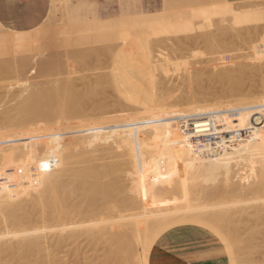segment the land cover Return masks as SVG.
Returning <instances> with one entry per match:
<instances>
[{
  "label": "bare ground",
  "instance_id": "bare-ground-1",
  "mask_svg": "<svg viewBox=\"0 0 264 264\" xmlns=\"http://www.w3.org/2000/svg\"><path fill=\"white\" fill-rule=\"evenodd\" d=\"M177 1L180 2V0ZM61 2H62L61 5H64L63 0ZM166 2L167 4L169 3V1ZM249 9H251V7L249 8L247 7L248 11ZM231 11L222 12V13L208 12L201 15H195L192 17H189L187 14L183 13L182 15H180L183 17H180L178 15L179 18H177L178 17L177 16L176 19H174V16L173 17L170 16L169 18L168 16H166L165 18L164 16L162 17L148 16L140 19H128V17H125L127 19L125 20L116 19L114 21H111L112 19L107 21L108 19H106V21H96L95 24L91 26H77V27L69 28L66 31L65 30L62 31L66 32L67 35L69 33L70 38L73 32H74L73 34L77 32L76 33L77 35L76 34L75 35L78 36L79 34H81L82 35L81 38L82 39L84 38L83 42L85 39H87V44H88L89 43L88 41L91 40L93 41L94 44L93 46L95 47L97 44H99L101 48L102 46L100 45V43L105 42L104 45L106 48L105 49L106 51H104L106 52L105 55H107V57H110L111 60H113V62L115 61L116 63L117 62L119 63L122 59V55L125 54L124 52H127L126 50L127 48L129 51L131 48H133L134 45H136L137 43L139 44L141 40H136L137 38L141 39L143 37L144 40V37H148V35L145 34L147 29L155 28L157 29V32H159V34L152 38L148 37L145 40V42L147 40L150 41V43L146 44L145 46H143L145 43L142 45L146 53L145 51L144 53H142L141 50H138L139 52L135 51L136 53L141 52V54L139 55L140 56L142 55L144 57L147 55L152 57H158V56L160 57L162 55L164 56V54L166 53L164 52L163 43L165 45H169L168 41H172L170 40L172 38L174 40L173 42H175L176 41L175 39L178 40L179 38L180 40L181 37H184L183 39H181V41H183V44H185L184 42L186 41L190 43L189 39L195 42L197 38H203L205 40L204 42L205 43L207 42V44L210 45V46L207 45V47H210L208 49L216 50L221 47L225 48L223 46H226L228 43L224 41V37L222 36L217 37L215 34L211 32V30L208 31L207 28L210 29V27L213 25L218 29L223 30L224 36L232 37V42L235 41V43L237 41L238 43H240V41L241 42L244 41L241 44L245 43L246 40L245 38H247L245 36L247 34L245 32L243 33L241 29H244V31L249 30L247 33H249V35L253 33V35L251 36H255L256 34H259L256 33V29H254L255 26H257L258 22L249 23L250 13L252 15L253 20H255V13L253 9H251V11L247 13L245 12V14H243L244 13L243 11H241L243 13L241 12L239 13L238 12L239 10L236 12H231ZM60 12L62 11L60 10ZM237 12L239 13V19L235 15ZM185 16L186 17L188 16L189 21H185L187 20ZM213 18L216 19L214 20ZM192 21H194L193 23L197 25V29L191 27ZM253 24H255V26ZM203 28H206L208 32L207 33L206 31L202 32L203 34L201 33V37H199L200 35L192 36L195 35V33L198 30L199 31L201 29L204 30ZM236 28H241L239 29L238 33L241 32L240 34L243 33L244 36H242L243 34L242 35L236 34L237 32L234 31ZM252 29H254L255 31ZM260 29L262 30L263 33L264 29L263 28ZM260 29L257 31H260ZM129 31L130 32L135 31V33L138 31L140 33H138V35H136L134 38L133 37L130 38L129 36H127ZM163 32H166L167 34L165 35L161 34ZM42 33L44 35V32ZM47 34L48 33L46 32V36L44 37L45 39L44 40L42 39L43 41L41 42L38 41L41 39L39 35L38 38L36 35H33L32 33L30 34V32L11 33L8 35L0 36V52L3 54H5L6 52H8L6 54H9L10 52L21 53L18 52L19 51L18 48L21 47L22 45H33L32 47H35L34 49H39V48L44 49V47L45 48L48 47L49 43L51 44V42H49L50 40L47 39ZM40 35L42 34L40 33ZM54 35L56 36L55 33ZM249 35L247 39L249 40L250 44H252L251 42L257 36L250 37ZM74 36H72V39ZM78 37H75L74 40ZM185 37L189 39H186ZM64 38L65 37L63 36V39ZM81 38L80 40H78L80 42H76V40L74 41L78 43L80 47L82 43ZM159 38L160 39L162 38L161 40L165 39V41L160 40L159 42L158 40ZM184 39H186V41ZM154 40L156 42H153ZM107 41L112 42L114 45L113 46L114 48L110 47V49H112L113 51L112 53L108 52L109 47L106 45ZM178 41L175 42L174 44L175 47L172 46L171 44L170 47L172 46V49H176L178 47H179L178 49L180 48L182 49L187 44L186 43L185 45H183L180 42L181 44L179 43L178 45L177 44ZM142 42L143 41H141L140 44H142ZM194 42H192V44H194ZM246 42L248 41L246 40ZM64 46L66 45L64 44L62 47ZM71 46H72L71 50L76 49L73 48L74 44L73 45L71 44ZM115 46H120L121 49L124 50V52H121L122 50L120 49V47H119L120 50L117 51L118 48ZM129 46L132 47H130L129 49ZM5 47L6 48L9 47L10 49L9 48L6 49ZM86 47H84L83 49H85ZM91 47L92 45L90 46V48ZM124 47H126V49H124ZM31 50L33 49L31 48ZM42 50L39 53H43ZM97 51H95V53ZM100 52L101 51H99V53ZM129 52H127L126 54L131 55L130 53L132 52L130 53ZM74 53L77 55L76 52ZM82 53L86 55V53L84 52ZM97 53L95 55L96 56L95 58H97L99 54ZM83 54L80 53V56L82 55L85 58V55ZM256 54L258 55V53ZM88 55L89 52L87 53L86 56ZM91 55L94 56V54L93 53L90 54V57L92 59ZM223 56L214 57L212 59L213 64L215 65V67L213 66L214 70L211 71L212 73L210 72V77L209 75H206V77L209 78L208 81L209 83L210 81L212 83H214L215 81H221V83L218 82L220 84H223L224 82L226 83L223 84L222 86L226 87L224 85H227L228 89H224V91L226 90L228 91L226 93L224 92L223 96H226L232 102V105L230 106L231 108L225 110L224 111L225 113L223 112L224 115L220 116L219 119H217L218 117L216 118L217 122L213 119V122L216 124V126L214 125L216 127V128L214 127L215 130L214 129L210 130L209 128H207L208 126L207 127L203 126V125H207L208 122L212 121V120L209 121L207 115L192 109V106L198 103V98H197L198 94H203V95L208 94L207 92H205L206 90L203 91L204 84L202 81L204 80L203 78H205L203 77L204 73L202 74L201 70H199L200 68L197 67V65H195L196 63H194L191 66L192 68L191 67L187 68L186 66L190 62L189 63L185 62L184 69H182L184 73L182 74H181L182 71L179 73L177 70L174 71L173 68H169L165 66L153 70L143 69V68L124 69L122 67L123 69L119 70L120 69L119 68L117 69V71H113L114 73L108 74L102 78L98 77L99 81L98 83L96 82V86H94V88L91 87L92 89H94L95 93L90 88L91 92L85 91L83 92L84 94L82 96L77 93H74L71 84H68L67 85L68 87H59V89L57 88L56 91H58L59 93L61 92L60 94L63 95L61 96L62 102L60 104L59 110L55 109L56 106H54V104H52V102L47 98L48 92L50 91L49 87H42L39 90L30 93L27 97L20 98L19 101L17 100L18 93L15 92L10 94V97H12L16 103L13 100H7L2 98L1 97L2 94H0V123H5L6 125H8V127L10 125L19 127L20 129L21 128L33 129L35 127H40V126L52 127L54 125L63 126L60 127L61 129L58 128V130L52 129V131L51 130L47 132L44 131L43 132L44 134L42 133L41 129L40 130L38 129L35 132L33 131L34 134L42 133V135L40 136L45 137L44 139L36 138L33 143L31 141V143L27 142L26 144L25 143L26 139L24 141V138L26 137H24L23 135L22 136L24 138L20 135H17L10 140V141L14 140L15 142H7L0 138V156L2 157L1 161L3 160L2 162L6 164L3 165L4 167H2L0 170L1 171L5 170L4 168H6V166L8 168L9 167L12 168V166L9 165H14L13 167L16 166L17 169L16 168L15 169L18 172V174L16 175H15L16 172H14V176H12L11 174L10 177H8L4 183L3 181L2 183L0 182V224L7 223L17 228L16 232L12 233L9 236L12 237L19 236L20 242L17 245H19L20 247L19 246L18 247L22 249V251H19L18 248L17 251L16 250L17 245L5 239L6 238L5 236H0V247H2V249L0 248V264H7L15 260L17 262L20 261L18 262L19 264L21 263V261L26 262L25 260H28L27 261L28 264L29 261H32L31 260L32 256L34 257L35 253L39 251L38 254L36 255H39L41 257L40 250L43 249L42 251L45 252L46 250L44 251V248L45 247H46L45 249L48 248L47 247L48 242L46 241V239L49 237L43 238L42 236L40 238V236H38L39 234L37 235V233L33 231L35 235H32V231L27 230L25 228L24 220L20 217L19 214L21 204L25 200H28L27 202L30 201V203L39 206L38 209L40 208L39 211L41 213L39 216V220H45L46 217L47 218L51 217L57 222L58 227H59L58 223L60 224L61 229H64L65 227L64 225L66 223H72L73 221H78L81 223L87 222V224L82 228L69 230L70 232L65 231L68 233L59 234L61 236L58 235L59 236L58 240H56V237H53L54 240H56L58 243L57 247L60 246V243L61 245L62 243H65L66 246V243H70V242L72 243L78 241L79 238L84 235L85 238L83 237V240L87 241V243L85 242V244L89 243L90 246L87 245L89 247H91V245L95 247L96 243L99 245V243L101 244L102 241H106V243L109 242L108 245L110 247H108L109 248L108 254L110 253L111 257L113 256V258L115 257L113 254L116 253V255H118L119 251L121 250L130 251V249L132 248L131 250L134 251L133 259L136 258L134 259L135 264L137 259H142L145 262V264H148V257L150 250L154 242L163 233L167 232L168 229L175 227L177 225L190 223L194 226L198 225L204 227L208 232H210L213 236H215V238L218 239V241L222 243L228 257V264H238V262L240 261L237 259L238 255L235 251L237 249L233 247L235 245L232 246L231 244L232 239L230 238H232V235L235 236L238 233V231H240L238 233L240 236L238 234L237 235L242 239V235L245 234V232L242 231H245V228L244 230L242 229L241 231L240 228L238 230V226L244 223L245 226L247 225L246 228H248L249 223L247 222H249V220H251V222H253L255 226H258V224L259 225L264 224V207H263L264 205H259L257 203H254L255 205L257 204V206L252 207L253 206L252 203L250 204L251 207L249 206L247 207L249 208L247 211V208L244 207V204L243 205L239 204L243 202V203H248L247 205H249V201L246 200L248 196L246 195H249L250 191L252 193L254 192L255 194L257 192H258L257 194H260L259 190L262 191L264 190V141L263 142L257 141L260 144V146L259 144L258 145L256 144L257 146H259L258 147L259 150L257 149L259 152L253 149L257 153L251 149V147L255 148L257 146L251 144L253 143V141L252 142L248 141L249 139L252 138L254 139L257 136H258L257 138L259 139L260 135L264 137L262 135L264 134V132L262 131V129H264V108L260 107L259 109H256L255 111L251 112L249 116H245V119L246 117L247 118L249 117L248 120H246L247 126L238 129V130H242L248 128L251 130L245 132L244 134L233 133L234 131H236V129L233 126L239 125L240 121L238 116L242 114L238 112V106L240 105L237 104L235 100H237L241 95V91H242L241 88L243 84H241L242 81L240 80V77L242 74L241 72H243L242 66H245L244 68H246L247 65L245 64L247 62L246 63L244 62V65H242L243 62H241L242 66L239 64L238 68H236L237 70L233 71L234 70L233 67H230L233 66L230 65L233 64L231 63L232 62L231 60L233 59L226 61L225 57ZM90 57L88 56L89 59ZM84 58L82 57L83 60ZM231 58H235V57H231ZM261 58L262 61L264 56H261ZM2 59L0 58V60ZM74 60L76 61V59ZM245 60L246 59L244 58V61ZM261 61L259 63H261ZM53 64L54 62H51L49 66H52ZM45 65L47 64H44L43 66ZM235 65L237 66V64H234V67ZM247 70L248 72L246 73H249L251 71L248 68ZM251 72L253 73V71ZM249 74L243 73L245 77L247 75L249 76ZM172 76L174 78L181 79V80L179 79V81H181L183 87L180 92L175 93L171 91V85L173 80L171 79ZM104 84L109 85L119 95L118 99L116 100L114 110L120 115L131 116V117L137 116L138 118L116 121L105 124H94V125L80 124L79 126L77 125L78 127L76 126V128H72L74 126V125L72 126V124L82 122L83 117H85L86 110H85V104L82 101L83 99L84 102H86L85 101L86 98L90 100L94 97V99L91 100L93 102L88 100L87 104L90 103L93 106V108L97 111L105 112V107L103 103L95 99V96L99 92H101V89ZM60 89L62 91H60ZM176 106H180L182 108L187 107L188 109L182 112L181 111L170 112L171 109L177 108ZM10 111L11 113L14 111V115L13 114L11 115ZM160 111H164L166 113L163 112V114H161L162 112ZM154 112L156 113L160 112V114L157 113L155 115ZM189 112L191 113L187 115ZM230 112L237 113V116L235 117L229 116L228 114ZM152 113L154 115H152L150 118L148 117L147 119H145L141 117L143 115L152 114ZM204 117H206L208 120L206 119L204 120L203 119ZM225 117L231 120V124L229 123L221 124V120H224ZM189 120H194L193 128H187V123ZM204 121L205 122L207 121V124L206 123L204 124L203 123ZM214 123H210L209 126H213ZM67 125L70 126L67 127ZM118 125L119 127H117ZM218 126H220V128H218ZM203 127H206V129H203ZM209 130L213 131V133H211ZM148 133H150V135H148ZM208 135H214L215 139L211 141L212 140L211 138L208 139L206 137H203ZM150 136H155L159 138V147L160 146L163 147L162 150L164 148H167L165 152H167L168 149H170V151L173 152L172 150H174V147L172 148L171 146L172 141H175L180 145L183 144L182 146H185V148L188 147L189 149H191V147L193 148L194 146H195L194 148H197L196 146L199 147L200 143H203L202 145L203 147H201L200 149H197L196 151L192 149L194 152L191 150L190 153H185L183 155V158L185 157L184 159L186 166L183 164L184 162H182V165L187 167L189 170V172L187 173L188 175H186V177L188 176L186 178L187 183H189L188 185H186L187 188L179 187L174 192L161 193L158 192L157 190H154L153 187L147 189L143 197L137 198L138 195L141 194V192L142 193L144 192V190H142L141 192H140L141 189L136 191H130L127 187L124 186L122 187L119 185L118 163H116V161L114 162L111 161L110 163V161L108 160L109 164L108 162L106 163V165L104 164L103 161L105 159H109L108 157L106 158L104 157V155L107 154L106 152L109 150V149L106 150L107 149L106 147H105L106 149H103L104 148L103 144L105 143L104 141H106L105 138L107 139L111 138L110 140L115 142L118 145V147L121 148L122 150H125V152L126 150L128 151V149L131 148L132 149L134 148L137 151L139 150V152H141L142 150H144L145 152L146 150L149 151L147 148L148 147L147 139ZM242 138H245V140L248 138V140L246 141L252 146L248 145L250 147H246L245 150L243 149V147H245V145L247 146V143H240V144L238 143V146L243 144L242 146H239L242 149L238 148V153L241 151L240 152L241 154L239 153L235 165L232 166L233 168L229 170L228 168L229 166L227 167L229 171V172L227 171L228 176H226L225 174L226 177L224 178L222 177L223 179H221L219 177L222 174H220L216 177L217 180L215 178L214 179L212 178L213 180H211L210 177L213 175L211 170H213V168H210L211 167L210 161L213 160L212 158L218 152L215 150H219V152H222L221 150L225 151L227 148H225V146L223 147L222 145L223 142L225 144V140H230V141L235 140L237 142L238 141L242 142L244 140ZM239 139H241L242 141ZM234 142H232V144H234ZM219 143H222L220 147L222 146V148L224 149L220 148L219 146H216L217 144L219 145ZM214 144H216L215 145L217 147L216 149H214ZM234 145L237 146V144ZM248 148H250L249 150H252L253 157H255L254 153L257 154L256 159L258 160L259 163V168H258L259 170L256 169L255 171L253 170L251 172V174L249 175L250 185H251L249 186L250 189H245L239 186L237 187L236 184L234 183L236 182L235 179L237 178L236 176L242 173L241 160L242 157L247 153L245 151H249ZM35 150L37 151L38 156H40L37 157L38 160L36 161L34 160V158L37 156ZM147 151L145 152L146 154L148 153ZM34 153L36 156L34 155ZM99 156H103L102 157L103 160L99 159L100 158ZM96 158L102 160V163L104 165L102 169H97L98 168L97 163L99 162L94 163L95 165H97L96 167L94 166L93 163H92L93 166L89 164L88 161L91 160V162H95L92 160H96ZM98 159L96 161H99ZM112 160H114V158ZM2 162L0 166H2ZM35 162H38V165L39 163L41 165L48 164L49 169H45V168L43 169L42 166L40 167L35 165ZM84 163L85 164L88 163L89 165H84ZM152 164H153V169L156 170V168H158L159 162L155 158V161L153 159ZM182 165H180L179 168L182 167ZM55 166H57V169L55 168ZM37 167L38 168L40 167V170H37L38 169ZM225 178L227 180H224ZM147 179L148 182H150L151 180H155L156 176L153 173H151ZM211 192H217L219 195L221 194V196H224V194L225 196L227 194H229V196L231 195V197L236 196L237 197L236 199L232 197L234 198L235 202L239 198L246 197L245 200L248 202H246L244 199H241V202L237 200L238 204L237 203L235 204V202H233V199L231 198L232 202H230V204L232 203L233 206L237 205L238 208L240 206L241 207L238 210H236L234 209V207L232 209V206L229 204L230 205L229 208L231 207V209H227L228 207H225L226 209H223L226 210L225 212H223L221 208H217L216 211H213L211 205H210L211 207L210 210L208 208L209 205H207L208 209L206 208L205 210L203 208L197 207L191 211H186V212L178 211L175 213L163 212L161 214H146L147 210L150 207H153L154 205H158L160 202L164 201V199L174 200V201L185 200L187 198L201 199L206 197L207 194ZM254 193L253 195H255ZM229 196H226L225 199H228ZM250 208L253 209L250 210ZM115 213L118 214L115 215ZM235 213H237V217H235L236 215L233 216ZM258 231L260 232V229ZM262 232L263 231H261V233ZM236 236L234 238L238 239L239 237ZM52 241L51 244L56 243V241H53L54 243ZM225 241L228 242L229 245L228 248H225ZM44 244H46L47 246H45ZM54 246L56 245L54 244ZM30 248H32V250ZM34 249H35V253L33 251ZM78 251L80 250L78 249ZM235 253L237 256L235 255ZM45 254L47 253L43 254L42 257H45L43 260L48 258L46 257ZM36 257H34L33 260H36ZM38 257L37 259H39ZM108 258H110V256H108Z\"/></svg>",
  "mask_w": 264,
  "mask_h": 264
},
{
  "label": "rangeland",
  "instance_id": "rangeland-1",
  "mask_svg": "<svg viewBox=\"0 0 264 264\" xmlns=\"http://www.w3.org/2000/svg\"><path fill=\"white\" fill-rule=\"evenodd\" d=\"M53 1H54V3H53ZM61 1L60 0H57V1L56 0H49L50 7H49L48 14L45 17V19L43 20V22L40 25H38V27L29 29V30L19 31V30L5 29V28H2L0 26V36L8 35L11 33H29L30 32V34L32 33L33 35H36L37 37L39 35L41 39L38 41L41 42L45 39L44 37L46 36V32L48 34H51V35L47 34V39L50 40L49 42H51V44L48 42L49 43L48 47H46V48L44 47V49L42 48L43 50L41 48L34 49L35 47H32L33 45H22L21 47L18 48L19 49L18 52H21V53L10 52L9 54H6V53H8V52H6L5 54H3L0 52L1 53L0 58L1 59L3 58L2 60H0V94H2L1 95L2 98L7 99V100H13L15 102V100L12 97H10V94H12V93H15V92L18 93L17 100L19 101L20 98H25L30 93L37 91L42 87H49L50 91L48 92L47 98L52 102V104H54V106H56L55 109L59 110L60 104L62 102L61 96H63L60 94L61 92L59 93L58 91H56L57 88L59 89V87H68L67 85L71 84L74 93H77V94L82 96L84 94L83 92L90 91L91 87L94 88V86H96V82L98 83V81H99L98 77L102 78L108 74L114 73L113 71H117V69H119V68H120L119 70H121L123 68L124 69H142L143 68V69L153 70V69H159V68H162L165 66V67L173 68L174 71L177 70L179 73L182 71L181 72V74H182V73H184V71L182 70V69H184V63L190 62L186 66L187 68H190L194 63H196L195 65H197V67L200 68V69L199 68L198 69L201 70L202 74L204 73L203 77H205V78H203V79L205 81L204 80L202 81L204 84V90L203 91L206 90L205 92L208 93L206 95H203V94L197 95L196 94L197 98H198V103L195 104L194 106H192V109L196 110L197 112L204 113L205 115H207V118L209 119V121L210 120H212V121L208 122V124H207V121L206 122L204 121L203 123L204 124L206 123L207 125H203V126H206V127L208 126L207 128H209L210 130H213L214 127L216 126V124L213 122V119L217 122V119H219L220 117L217 118L216 115L210 114V113H214L217 110H221L222 112H224L225 110L230 109L231 108L230 106L232 105L231 100H229L226 96H223L224 92L226 93L228 91V90L224 91V89H228L227 85H224L226 87L222 86L223 84H226V83L222 82L223 84H220L221 81H215L216 83L215 82L212 83L210 81V83H209L208 82L209 78L206 77V75H209V77H210V72L212 70H214L215 65L213 64L212 59L214 57H218V56L221 57L224 55L223 57H225L226 61L231 60V59L234 60V61L231 60L232 61L231 63H233V64H230V65H233V66H230V67H233V69H234V70L232 69L233 71L237 70L236 68H238L239 64L241 65V62H243L242 65H244V62L245 63L247 62L245 64V65H247L246 68H244L245 66L241 65L243 68V70H242L243 72H241L242 74H241L240 80L242 81L241 84H243V86L241 85L242 91H241L240 97L237 100H235V102L237 104L246 106L245 111L241 115H243L244 117L249 116L251 114V112L255 111L256 109H259L261 107V104L264 103V58L262 60L263 62L261 61V59H262L261 56H264V30L262 33V30L260 29L262 27L260 25H258L259 23H257L258 29H257V26H255V24H253L255 26V28L254 27L253 28L256 29V33H259L260 35L256 34L255 36H251V35H253V33L249 35V33H247L249 30L244 31V29H241V28H236L237 30L236 29L234 30L237 32L236 34H240L241 32L238 33V31H239V29H241L243 33L245 32L247 34V35L245 34L246 35L245 37H247V38H248V35L250 37H256L257 36L253 40L254 43H253V41L251 42L252 44H250V42L247 38H245V39L248 42H246V40L244 39L245 40L244 44H241L244 41L243 42L240 41V43H238V41L236 43H235V41L232 42V37L224 36L223 30L218 29L217 27H215L213 25L210 27V29L207 28L208 31L211 30V32L213 34H215L217 37H221V36L224 37V41L226 43H228L227 44L228 46L227 45L223 46L225 48L221 47V48H218L216 50H211V49H208L210 47H207L208 44H207V42L206 43L204 42L205 40L203 38H197L196 41L194 42L193 40L185 37L186 39L190 40V43H189L188 41H186V39H184L186 41L184 43L185 44L187 43L188 46L186 44V46H184V48H182V49L181 48L178 49L179 47L176 49H172V46H174L175 42L179 40V38H178V40L174 38L176 41L173 42L174 40L172 38V39H170L172 41H168L169 45H165L163 43L164 52L166 54H164V56L162 55L160 57L159 56L158 57H152V56H148V55L144 57L142 55L141 56L139 55V54H141V52L144 53V51H145L143 46L150 43L149 40H147L148 42L147 41L145 42V40L148 37L152 38V37L159 34V32H157V29H155V28L147 29L145 34H147L148 37H144V40H143V37L141 39H138V38L136 39V40L143 41L142 44H140L141 41L139 42L140 45L138 43H137L138 45L136 44L137 48L139 47L138 49L136 48V45H134L133 48H131V49H130V47H132V46H129V49L131 50V51L130 50L129 51L132 52V53H130L128 51V48L126 49V47H124V49H126L127 52H129L131 55H129V54L127 55L126 54L127 52H124V50H122L120 46H115L118 48L117 51H119L121 49L122 50L121 52L125 53V54L123 53L124 55H122L121 61L119 63L117 62L118 63L117 64L115 61L113 62V60H111L110 57H107V55H105V53H106V52H104V51H106L105 50L106 48L104 46L105 42L100 43V45L102 46L101 47L102 49H101L99 44H97L96 47L93 46L94 44H93V41H91V40L88 41L89 43L87 44V39H85L86 41L84 40V42H85L84 43L83 42L84 38L83 39L81 38L82 37L81 34L78 33L79 34L78 36L81 35L80 37L76 36L77 32L75 33L76 35L73 34L74 33L73 32L71 35V38H70L69 33L67 35V33L62 31V30L66 31L69 28H73V27H77V26H91V25H94L96 21H106V19H108L107 21H109L110 19H112L111 21H114L116 19L117 20L127 19L125 17H122L121 12L119 11V4H118L119 0H63L64 5H61V3H62ZM166 1H169V3L167 4ZM166 1L164 0V2H166V3H164L163 0H132L135 8H134V11L131 12V15H129L127 17H128V19H140V18H145L148 16H152V17L164 16V18L166 16H168V18L170 16L171 17L174 16V19H176V17L178 15L180 16L183 13L187 14L189 17H192L195 15H201V14L208 13V12H220V13H222V12H227V11L230 12L231 10H233L231 12H236L239 10L238 11L239 13L241 11H243L244 13L243 12H241V13L245 14V12L247 13V12L251 11V9H252L251 8L248 11L247 7L249 8L250 6L254 5L258 9L259 5L262 3V0H188V1L180 0V2L177 0L176 1L166 0ZM53 4H55L56 7H53ZM225 4L229 5L228 10H225L221 7V5H225ZM59 9L62 12H60ZM179 16L177 18H179ZM188 16L187 17L185 16L187 19L185 21H189ZM180 17H183V16H180ZM170 19H172V18H170ZM213 19L215 20L216 18H213ZM82 22H84V23L83 24H76V23H82ZM193 22L194 21H192L191 27L194 29H197V25L194 24ZM259 26H260V28H259ZM203 29L204 30L201 29L200 31L196 30L197 32L195 33V35H192V36H199L200 35L199 37H201L202 32H205V31H206V33L208 32L206 30V28H203ZM254 29H252V30H254ZM259 29H260V31H257ZM42 32H44V35ZM40 33L43 36L40 35ZM54 33L56 34V36L54 35ZM138 33H140V32L137 31L135 33V31H133V32L129 31L127 36H129L130 38H132V37L134 38L136 35H138ZM161 34L165 35L167 33L163 32ZM242 34H240V35H242ZM63 36L67 40L65 38H64L65 39L64 40ZM72 36H74L73 39H72ZM242 36H244V34ZM51 37H53V38H51ZM55 37L57 40L55 39ZM75 37L79 38V39L78 38L75 39L76 42H80L78 40H80V38L82 39L81 47L78 43L74 42ZM183 38L184 37L180 38V40L177 43L178 45L180 42L183 44V41H181V39H183ZM161 39L160 38L158 39L159 42ZM58 40H59V42H58ZM156 40H157V38H156ZM163 40L165 41V39H163ZM163 40H161V41H163ZM71 41H72V43H71ZM91 42H92V44H91ZM98 42H96V43H98ZM153 42H156V41L154 40ZM172 42H173V44H172ZM192 42H194V44H192ZM70 43L72 45L74 44L73 48H76L77 50L76 49L71 50L72 46ZM64 44L66 46L62 47ZM90 44L94 48H92V47L90 48V46H91ZM111 44H112V46H111ZM170 44L172 45L171 47H170ZM185 44H183V45H185ZM106 45L109 47L108 52L112 53L113 51H112V49H110V47L112 48L114 46L113 43L110 41H107ZM140 46H142V47H140ZM208 46H210V45H208ZM84 47H86V48L83 49ZM119 47H120V49H119ZM8 48L9 47H7L6 49H8ZM31 48L34 50V52H33V50H31ZM93 49H94V51H93ZM41 50L43 51V53H39V52H41ZM97 50L101 51L102 53L101 52L99 53V51H97ZM138 50H141V52L136 53V52H139ZM31 51H32V53H31ZM95 51H97L100 54V56H99V54L96 52L99 56V58L97 56L98 59L95 58L96 57ZM74 52H76L77 55H79V56H77ZM82 52L86 53V55L89 52V55H88L89 57H90V54H92V53L94 54V56L91 55L92 59H91V57L89 59L88 56H86ZM121 52H119V53H121ZM80 53L85 55L86 59L84 58V56H82V55L81 56L86 61H84L82 59V57L80 56ZM145 53H146V51H145ZM256 53H258V55ZM24 54H25V56H24ZM27 54H29L30 56ZM21 55H23V56H21ZM240 56H242V57H240ZM258 56H260V57H258ZM6 57H8V58H6ZM16 57L17 58L21 57V58L17 59ZM28 57H30V58H28ZM231 57H235V58H231ZM257 57L260 59H258ZM87 58H88V60H87ZM244 58L246 59L245 61H244ZM6 59H8V60H6ZM23 59H26V60H23ZM74 59H76V61ZM257 59H258V61H257ZM19 60H20V62H19ZM22 61H23V63H22ZM78 61H79V63H78ZM260 61H261V63H259ZM7 62H8V64H7ZM18 62H19V64H18ZM51 62H54V64L52 66H49V64ZM44 64H47V65H45L46 67L43 66ZM122 64H124V65H122ZM234 64H237V66L235 65V67H234ZM247 68L249 70L253 71V73L251 71L250 72L252 74L250 72H249L250 74L246 73V72H248ZM245 70H247V71H245ZM243 73L249 74V76L247 75L248 77L247 76L245 77V75H243ZM171 79H173L172 85H171V91L175 92V93L180 92L182 87H183L181 81H179L180 78H174L172 76ZM206 79H208V80H206ZM218 82H220V83H218ZM203 84H202V86H203ZM104 85L101 89V92H99L95 96V99H97L98 101H101L103 103V105L105 107V112L97 111L93 108V106L90 103L87 104V102L89 100L88 98H86L87 100L85 99L86 102H84V99H83L82 101L85 104V110H86L85 117H83L82 122L72 124V126L73 125L75 126V127L73 126L72 128H76V126L77 125L79 126L80 124H86V125L105 124V123H112V122H116V121H123V120H128V119L130 120V119L138 118L137 116L136 117L124 116V115H120L119 113H117L114 110V106H115L116 100L118 99L119 95L109 85H105V86ZM92 90L94 92V89H92ZM60 91H62V90L60 89ZM93 99H94V97L92 99H90L89 101H91ZM91 102H93V101H91ZM176 107L177 108L171 109L170 112L171 111H174V112L175 111L176 112L181 111L182 112V111L188 109L187 107H185V108L184 107L182 108L180 106H176ZM167 111H169V110H167ZM160 112H162L161 114H163L164 111H160ZM160 112H157V113L160 114ZM10 113H11V111H10ZM157 113L154 112L155 115ZM164 113H166V112H164ZM190 113L191 112H189L187 115H189ZM12 114L14 115V111L11 113V115ZM154 114L153 113L147 114V115H143L141 117L147 119L148 117L150 118ZM207 118L204 117L203 119L208 120ZM248 118L246 117L245 120H248ZM210 123H214L213 126H209ZM4 124L5 123H0V138L1 139L8 142L13 137H15L17 135H20V136L23 135L24 137H26V138H24L22 136L24 138V141L26 139V142H25L26 144H27V142L31 143V141L33 143L34 140L36 139L35 136L42 135V133L44 131L45 132L50 131V130L52 131V129L58 130V128L63 127L62 125H60V126L54 125L52 127L40 126V127H35L33 129L32 128L31 129H22V128L20 129L19 127H15V126H11V125L8 127V125H6V124L4 125ZM69 126L70 125H67V127H69ZM206 127H203V129H206ZM38 129L39 130L41 129L42 133L34 134L33 131L35 132ZM262 135L264 136V134H262ZM260 136H259V139L261 138L260 140L257 138L258 136L255 137L254 139L252 138V139L248 140V138H247L246 140H248L249 142L253 141V143H251V144H253L255 146L256 144L257 145L259 144L257 141H262V142L264 141L263 140L264 137H262V136L260 137ZM110 139L111 138H109V139L105 138L106 141L103 140L105 143L103 142L104 148L103 147L102 148L103 149L107 148L106 150L109 149L106 152L107 154L104 153L106 156L103 154L105 158L108 157L109 159H105L103 162L105 165L108 162V160L110 161V163H111V161H113V162L116 161V163H118V166H119V171H118L119 182L118 183L120 186L127 187L130 191H136V190L141 189L140 190V192H141L142 190H144V192L143 193L141 192V194H139L137 198L143 197L145 195V191L147 189H150L153 187H154L153 188L154 190H157L158 192H161V193L174 192L179 187H181V188L186 187L187 188L186 185H188L189 183H187L186 178L188 176L186 177V175H188L187 173L189 172V170L187 167H185L186 166L185 159H184L185 157L183 158V155L185 153H190L192 149L194 151H196L197 149L201 148L200 146L199 147L196 146L197 148H194L195 147L194 146L193 148L191 147V149H189L188 147L185 148V146H182L183 144L180 145L177 142L172 141L171 146H172V148L174 147V150H172L173 152H171L170 149H168V151H169V153H168V151L165 152V150H167V148H164L162 150L163 147H161V146L159 147V138H157L155 136H150L147 139V143H148L147 148L149 151H147L145 149L148 152L147 154L145 153L146 151L144 152V150H142L143 152L141 151L142 152L141 153V152H139V150L137 151L134 148L128 149V151L126 150V152H125V150H122L121 148H119L118 145L115 142L111 141ZM242 139H244V140L242 141L241 139H239L242 142H240V141L237 142L235 140H233V141L232 140L231 141L225 140V144H224V142H223V144L219 143V145L214 144L215 149L217 148L216 146L220 147L221 144L223 145V147L225 146V148H227V149L225 151L220 149L222 152H219V150H215L218 152L212 158L213 160L210 161V166H211L210 168H213V170H211L213 173V175L210 177L211 180H213L214 178L216 179V177L220 174H222L219 177L221 179L228 176L227 174L229 171H228L227 167L229 166L228 167L229 170L231 168H233L232 166L235 165V163L238 159L239 153L241 152L240 151L238 153V148H240L239 146H242L243 144L238 146V143L239 144L240 143H247V146L245 145V147H243V149H245V150H246V147H250L248 145H251V144H249L245 140V138H242ZM232 142H234V144H237L238 147L236 145L232 144ZM259 146H260V144H259ZM259 146L255 147V148L251 147V149L258 151ZM220 148H222V146ZM158 149L162 150L164 152L159 151ZM222 149H224V148H222ZM240 149H242V148H240ZM249 149L250 148H248V150ZM252 150L245 151L247 153L242 157V160H241L242 173L236 176L237 177V178H235L236 182L234 179V182H235L234 184H236L237 187L239 186V187H242L245 189H250L249 186H251V185H250V176L249 175L251 174V172L253 170L254 171L256 169L259 170L258 169L259 163H258V160L256 159L257 154L254 153L255 157H253ZM122 151L125 153H123ZM256 151H254V152H256ZM35 153L37 156L35 155ZM35 153H34V155L36 157L34 156L35 157L34 160L36 161V160H38L37 157H40V156H38L37 151ZM166 153H167V155H166ZM99 157H100L99 159L103 160V158H102L103 156H99ZM1 158L2 157L0 156V164L3 161V160L1 161ZM110 158H111V160H110ZM113 158H114V160H112ZM155 158L159 162L158 168H156V170L153 169V164H152L153 159L155 161ZM97 159L98 158H96V160ZM96 160H92L95 162H91V160L88 162L92 166L94 163L99 162V163H97V165H98L97 169H102L104 167L102 160H99V161H96ZM182 162H184L183 164L185 166L182 165ZM89 164L84 163V165H89ZM108 164H109V162H108ZM3 165H6V164L2 162V166H0V169L2 167H4ZM35 165L40 166V167L42 166L40 163L38 165V162H35ZM97 165L94 164L95 167ZM180 165H182V167H180L181 169L179 168ZM9 166H12V168L11 167L8 168L6 166L7 169L4 168L5 170L2 169L3 171L0 170V182L1 183H2V181L4 183L7 180V178L10 177L11 174H12V176H14V172H16L15 175L18 174V172L16 171V169H17L16 166L15 167H13L14 165H9ZM183 166H184V168H183ZM40 167L39 168L37 167L38 168L37 170H40ZM55 168L57 169V166H55ZM47 169H49V168H47ZM151 173H153L156 176V179L148 182L147 178ZM223 174H224V176H223ZM225 174H226V176H225ZM224 180H227V179L225 178ZM228 189H229V187H228ZM259 191H260L259 192L260 194H257L258 193L257 192L256 193L257 195L254 192L253 193L255 195H253V193L250 191L249 193L252 195H250V194L246 195V196H248L247 198L246 197H243V198L238 197L240 199V200L237 199L239 202H241V199L245 200V198H246V200L249 201V205H247L248 203H243V202L239 203V204H242V205L244 204V207H246V208L248 206L251 207L250 204H252V203H253L252 207L257 206V204L264 205V192H263L264 190L263 191L259 190ZM232 195H234V194H232ZM224 196H225V194H224ZM224 196H221V194L219 195L217 192H211V193L207 194L206 197L201 198V199L187 198L185 200H178V201L164 199V201L160 202L158 205H154L153 207H150L147 210L146 214H161L163 212L175 213L178 211L186 212V211H191L197 207L203 208L205 210L208 207L207 205H209L208 208L210 210L212 207L213 211H216L217 208H221L222 210L226 209L225 207H228L227 209H231V207L229 208L230 205L232 206V209L234 207V209H236V210H238L241 207L240 206L238 208L237 205L233 206L232 203L230 204V202H232V199H233V202H235L234 198L236 199L237 198L236 196L235 197L232 196V197H234V198H232L231 195L229 196V194H227L226 196H229L228 199H225L226 196L225 197ZM237 200H236L235 204L236 203L238 204ZM27 201L28 200H25L22 202L21 208L19 211L20 217L24 220L25 228L27 230L32 231V235H35L34 234V232H35V233H37V235L39 234L38 236H40V238L42 236H43V238L49 237L46 239V241L48 242L47 243L48 246L46 244H44L45 246L48 247L47 249H45L46 247L44 248V251L45 250L46 251L43 252L42 251L43 249L40 250V252H41L40 253L41 257H40L39 255H36V254H38L39 251L37 253H35V249H34L33 250L35 253L34 257L39 256L38 257L39 259H37V257H36V260H33L34 257L32 256V259H31L32 261H29L28 264H40V263L41 264H135L134 259H136V258L133 259L134 251L131 250L132 248L130 249V251H127V250L122 251L121 250L118 252V255H116V253L113 254L115 256L113 258V256L111 257L110 253L108 254V250H109L108 247H110L108 245L109 242L106 243V241H102V243L101 244L99 243V245L96 243L95 244L96 248L92 245H91V247H89L90 246L89 243L85 244V242L87 243V241L83 240L84 235L81 236L78 241H75L72 243L71 242L66 243V246H65V243H62V245L60 243V246L57 247L58 243L56 240H58V237L61 236L59 234L68 233V232H70L69 230L82 228L83 226H85L87 224V222L81 223L78 221H73L72 223H66L64 225L65 226L64 229H61L60 224L58 223V225H59V227H58L57 222L49 216H48L49 218L46 217L45 220H39V216L41 214L39 211L40 208L38 209L39 206L30 203V201L29 202H27ZM248 201H246V202H248ZM254 203H257V204L255 205ZM210 205H211V207H210ZM35 206H36V208H35ZM248 209L249 208H247V211H248ZM251 209H253V208H250V210ZM225 211L226 210H223V212H225ZM217 212H218V210H217ZM237 213H235L233 216L236 215L235 217H237ZM117 214L118 213H115V215H117ZM247 223H249L248 228H246L247 225L245 226L244 223L239 225L240 227L238 226V230L240 228L241 231H242V229L244 230V228H245V231H242V232H245V234L243 233L244 235H242V239L239 237L240 235L238 234L240 231H238V233H237L239 236L236 234L240 239L234 238L236 235L235 236L232 235V238H230V239H232L231 240L232 246L235 245L233 247H235V249H237L235 251H236L238 256L236 255V253H235V255L237 256V259L240 261V262H238V264H264V230H262V229H264V226H262L264 224H260V225L258 224V226H255V224H253V222H251V220H249V222H247ZM236 224H237V222H236ZM188 225H192V224L189 223V224L177 225L175 227L168 229L167 231H169L171 229H178V228L186 227ZM259 226L260 227L262 226V227L260 228ZM199 227L205 229L202 226H199ZM259 229H260V232L258 231ZM16 230H17V228L12 226L11 224H7V223L0 224V236H5L6 237L5 239H7L8 241H11L15 245H17L20 242V240H19L20 237L19 236L18 237H12L9 235L16 232ZM65 231H68V232H65ZM261 231H263V232L261 233ZM50 237H52V238H50ZM53 237H56V240H54ZM48 239H49V241H48ZM233 239H235V240H233ZM52 240L56 241L57 244L54 243ZM51 241L56 246H54V244H51ZM104 244H106V245H104ZM87 245H89V246H87ZM18 246L19 245H17V249L15 248L17 251H18V248L20 247V246L19 247ZM0 248L2 249V247H0ZM28 248H29V246H28ZM32 248H30V249L32 250ZM20 249L21 248H19V251H22V249L21 250ZM78 249L80 251H78ZM37 250H39V249H37ZM238 251H239V253H238ZM44 253H47V254H45L46 257H48L47 259H45L46 261L43 260L45 257H42ZM78 253H79V255H78ZM119 253H121V254H119ZM48 254L50 255V257ZM108 256H110V258H108ZM245 257H246V260H245ZM25 261L26 262L21 261L20 264H27L28 260H25ZM12 262H9V263L19 264L18 262H20V261L17 262L15 260ZM14 262H16V263H14ZM130 262H132V263H130ZM9 263H7V264H9Z\"/></svg>",
  "mask_w": 264,
  "mask_h": 264
},
{
  "label": "crops",
  "instance_id": "crops-1",
  "mask_svg": "<svg viewBox=\"0 0 264 264\" xmlns=\"http://www.w3.org/2000/svg\"><path fill=\"white\" fill-rule=\"evenodd\" d=\"M118 4L122 17L134 11L132 0H119ZM49 7V0H0V26L19 31L38 27ZM148 264H228V257L215 236L188 225L163 233L150 250Z\"/></svg>",
  "mask_w": 264,
  "mask_h": 264
},
{
  "label": "snow or ice",
  "instance_id": "snow-or-ice-1",
  "mask_svg": "<svg viewBox=\"0 0 264 264\" xmlns=\"http://www.w3.org/2000/svg\"><path fill=\"white\" fill-rule=\"evenodd\" d=\"M53 7H56V5L53 4ZM221 7H222L223 9H225V10H228V9H229V5H226V4H225V5H221ZM250 7H251V8L253 9V11L255 12V20H253L252 15H251V13H250V14H249V23L258 22L259 25H260L262 28H264V0H262V3L259 5L258 9H257L256 6H254V5H253V6H250ZM235 15H236L237 18L239 19V13H236ZM261 107L264 108V103L261 104ZM245 108H246L245 105H240V106H238V112H239V113H243V112L245 111ZM249 110H250V109H249ZM210 114H214V115H216L217 117H220V116H223V115H224V113H223L221 110H217V111H215L214 113H210ZM228 115H229V116H232V117H235V116H237V113H235V112H230ZM238 118H239V121H240L239 125H234V126H233L236 130H238L239 128H244V127L247 126V123H246L245 117H244L243 115H239ZM137 123H138V122H137ZM148 123H151V122H148ZM224 123H229V124H231V120H229L227 117H225L224 120H221V124H224ZM117 127H119V125H118ZM198 127H199V125H198ZM262 131H264V129H262ZM9 135H10V134H9ZM148 135H150V133H148ZM36 138H37V139H44L45 137H44V136H38V137H36ZM8 142H15V141L12 140V141H8ZM42 167L45 168V169H47V168L49 167V165H48V164H43ZM228 247H229L228 242L225 241V248H228ZM136 264H145V262H144L142 259H137Z\"/></svg>",
  "mask_w": 264,
  "mask_h": 264
},
{
  "label": "built area",
  "instance_id": "built-area-1",
  "mask_svg": "<svg viewBox=\"0 0 264 264\" xmlns=\"http://www.w3.org/2000/svg\"><path fill=\"white\" fill-rule=\"evenodd\" d=\"M193 121L194 120H189L188 121V123H187V128H193L194 127V124H193ZM218 128H220V126H218ZM249 130H251V129H248V128H246V129H242V130H236V131H234L233 133H245V132H248ZM211 133H213V131H210ZM203 137H206V138H211L212 140L211 141H213L215 138V136L214 135H208V136H203ZM202 145H203V143H200V147H202ZM215 149V148H214Z\"/></svg>",
  "mask_w": 264,
  "mask_h": 264
}]
</instances>
